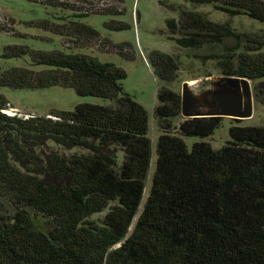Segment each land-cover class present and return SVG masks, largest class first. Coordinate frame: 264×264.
<instances>
[{
	"label": "trees",
	"instance_id": "16d2710c",
	"mask_svg": "<svg viewBox=\"0 0 264 264\" xmlns=\"http://www.w3.org/2000/svg\"><path fill=\"white\" fill-rule=\"evenodd\" d=\"M26 1L48 11L27 25L59 38L62 49L6 46L0 60L25 61L0 65V91L62 87L110 104L26 118L9 115L0 93V264H264V126L232 125L221 149L204 141L190 149L184 138H210L226 118L185 119L182 94L169 87L179 56L152 52L160 136L148 189L150 115L125 91L124 69L80 52L136 59L131 43L115 45L83 21L123 14L115 10L121 0ZM185 1L193 9L167 21L168 39L181 50L222 48L210 57L222 75L250 80L264 106V31L238 33L198 11L212 6L264 26V0ZM14 25L0 17V32L26 37Z\"/></svg>",
	"mask_w": 264,
	"mask_h": 264
},
{
	"label": "rangeland",
	"instance_id": "374dc122",
	"mask_svg": "<svg viewBox=\"0 0 264 264\" xmlns=\"http://www.w3.org/2000/svg\"><path fill=\"white\" fill-rule=\"evenodd\" d=\"M118 8H123V14L94 15L83 19V21L93 26L103 38L110 40L115 45L131 43L136 52V59L127 61L117 54L101 53L96 49L80 50V52L94 56L103 63H113L124 69L127 73V79L124 81L125 91L148 111L151 121L150 138L153 143V168L147 183L149 189L155 168L156 145L160 136L154 119V109L158 104V81L149 63L150 54L159 51L179 56L181 67L178 79L169 84V87L182 94L183 85L186 82L190 83L192 90L201 92L210 88L214 82L213 78L223 76L217 61L210 58L214 54H219L222 48L207 46L200 50H181L175 42L168 39L167 21L179 19L182 9H193V6L185 0H121V3L115 5V10ZM198 11L208 14L211 21L230 23L238 33L262 34L264 31V26L261 23L245 16L230 17L215 11L212 6H202ZM47 12L43 6L26 0H0V17L13 18L15 30L26 36L20 38L0 32V52H3L4 48L9 45H27L37 50L48 51L62 49L59 38L27 25L31 21L45 19ZM109 21L124 22L130 28L120 31L110 30L104 27V23ZM233 43L234 41L230 40V44ZM24 61L23 59L0 60V65L7 69L13 66H23ZM0 93L6 96L13 107L9 110L10 112H7L9 115L26 118L48 116L52 112L73 111L83 103L110 104L109 101L100 98L80 97L73 89L62 87L35 91L3 89ZM183 120L184 118L180 117L176 120V125H179ZM232 125L264 126V106L255 101L254 115L251 119L237 122L234 119L226 118L222 126L210 138L189 137L184 140L190 149L195 143L202 141L210 142L215 149H221L230 140L229 131Z\"/></svg>",
	"mask_w": 264,
	"mask_h": 264
},
{
	"label": "water",
	"instance_id": "95a60500",
	"mask_svg": "<svg viewBox=\"0 0 264 264\" xmlns=\"http://www.w3.org/2000/svg\"><path fill=\"white\" fill-rule=\"evenodd\" d=\"M215 89L195 92L186 82L182 90V115L185 119L222 117L236 120L251 119L255 98L252 82L246 78L220 76L213 78ZM215 106L213 111L195 112L201 105Z\"/></svg>",
	"mask_w": 264,
	"mask_h": 264
},
{
	"label": "flooded vegetation",
	"instance_id": "af4514ba",
	"mask_svg": "<svg viewBox=\"0 0 264 264\" xmlns=\"http://www.w3.org/2000/svg\"><path fill=\"white\" fill-rule=\"evenodd\" d=\"M209 89H215V87L211 85ZM196 109H199L202 112H209V111H213L215 109V106L204 104V105L196 107Z\"/></svg>",
	"mask_w": 264,
	"mask_h": 264
},
{
	"label": "bare ground",
	"instance_id": "6f19581e",
	"mask_svg": "<svg viewBox=\"0 0 264 264\" xmlns=\"http://www.w3.org/2000/svg\"><path fill=\"white\" fill-rule=\"evenodd\" d=\"M8 112H10V111H8Z\"/></svg>",
	"mask_w": 264,
	"mask_h": 264
}]
</instances>
